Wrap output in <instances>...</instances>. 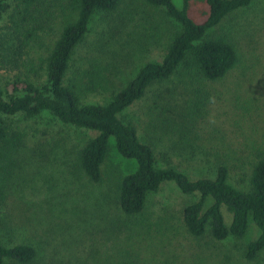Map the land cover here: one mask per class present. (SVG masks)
Masks as SVG:
<instances>
[{
  "label": "rangeland",
  "instance_id": "1",
  "mask_svg": "<svg viewBox=\"0 0 264 264\" xmlns=\"http://www.w3.org/2000/svg\"><path fill=\"white\" fill-rule=\"evenodd\" d=\"M173 3L182 7V0ZM18 4L13 1L2 23L4 32H10V18L19 24ZM65 4L66 0L35 3L20 29L35 28L36 33L28 40L21 66L0 70V88L17 78L33 77L29 69L41 66L39 58L56 39ZM187 12L202 23L209 7L206 0H192ZM178 29L163 9L127 0L120 12L95 16L75 50L67 78L95 63L110 90H118L144 64L162 60ZM213 33L226 35L239 54L237 65L224 78L210 82L179 69L152 85L122 119L153 147L159 168L174 167L195 179L212 177V168L224 164L230 170L229 182L243 189L256 155L264 151V0L228 15ZM39 74L43 78L42 71ZM109 96L98 90L81 94L80 100L103 104ZM5 122L24 134V143L15 156L17 168L1 209L0 234L6 247L32 244V264H264V251L253 261L244 257L247 243L259 234L253 223L241 239L216 241L208 232L200 238L189 236L181 214L195 197L183 195L172 183L149 194L141 214L125 218L115 204L114 186L136 164L116 152L113 139L101 167L102 180L92 183L78 169L77 152L95 133L63 125L47 113ZM221 212L229 225L231 215L224 206Z\"/></svg>",
  "mask_w": 264,
  "mask_h": 264
},
{
  "label": "trees",
  "instance_id": "2",
  "mask_svg": "<svg viewBox=\"0 0 264 264\" xmlns=\"http://www.w3.org/2000/svg\"><path fill=\"white\" fill-rule=\"evenodd\" d=\"M13 1L0 0V70L21 66L28 40L36 33L35 28L21 31L20 26L32 16L31 9L39 0H18L16 10L20 22L10 18V32L3 31L2 23ZM141 1L148 7L163 9L179 29L169 40L162 60L144 64L125 86L111 91L107 77L95 63L70 78L67 74L75 50L85 40L95 16L116 14L127 0H66L64 22L56 39L46 56L39 58L41 66L37 70L29 69L34 80L33 77L17 78L5 89L0 88V226L8 185L17 168L15 156L24 143V134L5 121L16 116L32 119L47 113L63 125L95 133L77 152L78 169L88 181L102 180L101 167L110 139L121 157L135 162V170L118 178L114 186L115 204L125 218L141 214L147 196L157 193L163 184L172 183L183 195L195 197L183 207L181 214L182 227L191 237L200 238L208 232L216 241L228 237L241 239L249 223H253L259 234L244 250L245 259L253 261L264 251V151L256 155L249 169L246 188H236L229 182L230 170L224 164L212 168V177L192 179L174 167L159 168L153 147L140 140L136 127L125 122L122 114L144 98L152 85L169 79L179 69L187 76H199L205 81L224 78L237 65L239 54L226 35L213 31L228 15L247 8L254 0H206L209 12L202 23L194 22L188 15L192 0H182L181 8L173 0ZM98 90L110 94L103 104L81 102V94ZM222 206L231 215L229 225L224 222ZM35 259L32 244L6 247L0 234V264L6 260L32 264Z\"/></svg>",
  "mask_w": 264,
  "mask_h": 264
}]
</instances>
